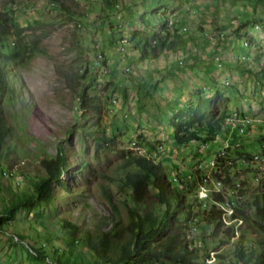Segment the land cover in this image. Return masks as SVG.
I'll return each mask as SVG.
<instances>
[{
	"label": "rangeland",
	"instance_id": "rangeland-1",
	"mask_svg": "<svg viewBox=\"0 0 264 264\" xmlns=\"http://www.w3.org/2000/svg\"><path fill=\"white\" fill-rule=\"evenodd\" d=\"M158 1L164 8H157L153 0H116L115 4L106 6L112 12L120 10V15L115 17L107 16L101 0H0V10L24 26L25 41L39 48L18 67L20 78L13 80L14 96L9 99L6 94L2 100L12 133L0 145V208L9 199L11 188L20 190L31 184L33 177L43 170L42 157L55 154L60 142L67 144L75 155L71 154L74 156L71 171L64 174V177L70 174L71 190L59 188L55 201L32 211H20L12 225L0 230V264H56L54 260L33 257L25 245L43 247L46 237L63 244V236L69 233L61 226L63 218L91 230H94V222H104V229L109 227L103 219L113 206L105 192L112 195L125 216V205L121 201L124 197L114 179L122 172L119 164L127 150L146 152L136 143L139 134L156 143L159 148L156 157L163 159L162 167L170 178L179 170L190 175V166L199 157L196 144L175 142L169 118L174 107L196 101V90L204 85L203 89L209 94L214 91L212 85L222 90L220 108L228 102L233 115L240 112L252 117L253 122L245 132L233 130L238 136L232 140L242 142L252 155L262 156L259 161L241 164L240 167L257 169L258 173H246L248 180L251 182L255 175H264L263 142L258 139L264 135L261 127L264 126V28L248 21L251 9L241 1L237 5L230 0H219L218 4L217 0ZM150 15L156 20L169 19L173 28L176 25L187 27L185 50L163 54L153 62L130 56V64H124L120 58L118 60L121 54L113 44L104 43L112 27L108 22L116 25L114 29L123 39H130L133 31L146 32L151 23L155 24L149 21ZM243 22L246 24L242 25ZM102 24L109 27L105 34L99 29ZM118 31L117 38L120 37ZM249 37L253 41L244 44ZM8 42L12 45L13 38ZM99 49L107 55L105 73ZM130 53L127 52L128 56ZM87 64L91 72L82 77ZM124 65L130 67L128 73H123ZM85 85L100 104L94 115L106 135L113 138L111 142L106 141V145L98 146L92 136L80 130L83 126L89 127L82 123L78 107L80 91ZM218 146L216 141L199 149L205 163L213 156L211 149ZM77 156L81 160L76 159ZM226 158L228 163L235 160L234 155L232 159L231 156ZM207 186V191H211L220 184L217 178L210 177ZM188 199L197 203L200 193ZM226 207L232 209L229 205ZM250 210L254 212L253 207ZM17 232L28 237L16 240ZM243 233L248 245L251 238L264 235L249 222ZM194 235V247L202 251L198 259L201 264H233L236 238L225 234L211 237L208 228L202 225ZM78 248L83 249L82 244L78 243ZM209 249L211 255L218 252L224 257L203 259V252Z\"/></svg>",
	"mask_w": 264,
	"mask_h": 264
},
{
	"label": "trees",
	"instance_id": "trees-1",
	"mask_svg": "<svg viewBox=\"0 0 264 264\" xmlns=\"http://www.w3.org/2000/svg\"><path fill=\"white\" fill-rule=\"evenodd\" d=\"M101 1L105 4L102 9L107 12V16L110 14L118 16L119 9L112 12L106 7L115 4L113 2L116 0ZM153 1L157 3V8H164L161 1ZM240 1L251 9V14L247 16L248 21L252 20L254 25L264 28V0H230L234 5ZM218 3L219 0L216 1V4ZM165 15L163 14L164 17ZM151 16H148L149 21L155 24L151 23L146 32L133 31L130 39H123V35L118 30L120 37H115L116 25L113 26L112 21L108 22V25L112 27L107 32L109 36L104 37V43L113 44L116 51L121 54L117 57L119 61L121 59L125 62L124 64L129 65L128 60L134 56L139 60L146 59L153 62L159 60L163 54H175L185 50L184 33L187 27L178 28L176 25L173 28L168 23L169 19L156 20ZM144 20L149 26L148 20L146 18ZM245 24L246 22L242 23V25ZM108 28L107 25L102 24L99 29L102 34H105ZM218 33L223 34V32ZM12 38L11 45L8 40ZM246 40L248 44L253 41L251 37ZM29 42L31 41H25L24 38V26L15 21L12 15L0 10V145L12 133L2 107V100L6 94L9 99L14 96L16 87L13 80L16 77L20 78L18 67L39 50L38 46ZM128 51L131 52L129 56ZM99 52L105 67L103 73H105L107 72V55L100 49ZM216 58L219 57L216 55ZM123 67V73H128L130 67L125 68V65ZM90 72L91 69L87 64L81 76L85 77ZM203 87L196 90V101L185 102L181 107H174L173 114L169 118L175 142L186 145L191 142L196 144V155L199 157L197 156L194 164L190 166L192 171L190 175L179 170L170 178L162 167L163 159L158 160L156 157L159 150L156 143L139 134L136 137V143L144 147L146 152L127 150L119 164L122 172L114 179L118 181L117 190L124 197L121 201L125 205V216L112 195L105 192L113 206L111 212L103 219L109 227L104 229L102 228L104 222H94V230H91L63 218L61 226L69 232L67 237L63 236L64 243L59 245L53 242L52 238L46 237L43 247H36L33 244L25 245L31 255L42 260H54L56 264H201L198 259L202 251L194 247L196 244L194 232L199 225H202L208 228V234L211 237L225 234L226 237L236 238L232 251L233 264H264V235L255 239L251 238L248 245L243 233V229L249 222L254 230L264 234V175L258 176L259 180L255 179L256 175L251 182L248 180L246 173L257 172V169L240 166L242 163H251L255 159L242 142L232 140L238 136L237 133H233L234 137L232 135L225 155L221 154L222 151L219 148L228 134L226 129L227 116H230L228 115L229 103L225 102L224 107L220 108L219 101L224 95L222 90L212 85L214 91L209 94ZM78 104L77 106L81 109L82 123L89 126L82 125L83 127L80 128L84 135L92 136L98 146L103 143L106 145L108 140L111 142L113 138L106 135L103 131L104 127L100 126V121L94 115L100 104L90 94L87 85L80 91ZM247 127L248 125H239L232 127V130L237 129L240 133ZM261 127L264 128L263 125ZM258 139L263 142L264 148V135L261 134ZM216 141L219 142V146L217 149H211L213 156L205 163V157H200L199 149L202 146L213 145ZM153 151L157 153L152 155ZM219 151L220 156H231L232 159L234 155L235 160L228 163L223 157L217 156ZM71 154L74 155L67 144L60 142L55 154L42 157L43 170L33 177L29 186L20 190L12 188L9 190L10 197L4 207L0 208V230L12 225L20 211H32L45 203L55 201L59 188L71 190V181L68 182L70 174L64 177L65 173L71 171V162L75 156ZM216 157L221 160L222 169L211 164V160ZM76 159L81 160L78 156ZM84 164V162L81 163V166ZM218 171H222V174ZM3 172L4 170L1 171L2 174ZM208 175L211 178L219 176L223 179L222 190H211L208 204L203 203L204 200L201 198L197 203L190 201L188 196H197L200 186L202 188L205 183V178L209 180ZM214 200L230 205L233 211L229 212L227 207L218 205ZM153 203L155 205H152ZM196 206H200V209H196ZM251 207L254 208L253 213H251ZM240 220L242 222L238 224ZM19 237L26 239L28 236L17 232L16 240ZM203 237H206L205 233ZM220 241L226 242L223 239ZM78 243L82 244L83 249L78 248ZM210 251L209 249L207 253L203 252V259L210 260L213 257L216 259V255L220 258L224 257L218 252L211 255Z\"/></svg>",
	"mask_w": 264,
	"mask_h": 264
},
{
	"label": "bare ground",
	"instance_id": "bare-ground-1",
	"mask_svg": "<svg viewBox=\"0 0 264 264\" xmlns=\"http://www.w3.org/2000/svg\"><path fill=\"white\" fill-rule=\"evenodd\" d=\"M245 44H247V41H245ZM233 111V110H232ZM239 113V115H237V114H235V115H233V113L232 112H229L228 113V115H230V116H227V119H232V120H242V119H250V120H253L252 119V117H250V116H248V115H245V114H243V113H240V112H238ZM250 120H242V122H233V126L232 127H235V126H239V125H241V126H246V125H251L252 124V121H250ZM228 121V120H227ZM226 122V121H225ZM241 128H243V127H241ZM243 132H245V130L243 131ZM243 132H241L240 131V133H243ZM221 154L222 155H225V151H222L221 152ZM218 157H223V156H220V151L218 152V155H217ZM254 157H256V155H254ZM224 159H225V161H227V158H226V156L225 157H223ZM211 161H214L213 162V165L214 166H218V167H220L221 169H222V166H221V160L220 159H217V157L216 158H213ZM223 168H224V166H223ZM217 170V169H216ZM220 170V169H219ZM219 172V171H218ZM219 173H221L222 174V171L221 172H219ZM208 177H209V175H208ZM215 178H217L218 179V183L220 184V187L219 186H217V187H219L220 188V190H222V188H223V186H224V181H223V179L221 178V177H215ZM209 180H210V177H209ZM209 180L207 181V183H204V185L202 186V190H200L199 191V193L200 194H202L203 193V191H207V188H208V186H207V184H208V182H209ZM215 181V180H214ZM216 183V182H215ZM205 196H207V197H205ZM209 196L210 195H204V197H205V201L204 202H206L207 204H208V198H209ZM214 202L215 203H219V205H221V206H224V207H226L227 205H225V203H223L222 201H220V200H214ZM226 203H228V202H226ZM206 204V205H207ZM230 206V205H229ZM228 210V209H227Z\"/></svg>",
	"mask_w": 264,
	"mask_h": 264
},
{
	"label": "built area",
	"instance_id": "built-area-1",
	"mask_svg": "<svg viewBox=\"0 0 264 264\" xmlns=\"http://www.w3.org/2000/svg\"><path fill=\"white\" fill-rule=\"evenodd\" d=\"M228 120V127H227V138H224L223 139V143H222V146L219 148V150H221V151H228L226 148L229 146V144H230V136L232 135V133H233V130H232V123L233 122H242V120H250V119H242V120H232V119H227ZM250 121H252L253 122V120H250ZM237 144H239V143H237ZM256 157H260V155H258V154H256ZM214 161H212V163H213ZM205 183H207V180H206V178H205ZM213 190H215V191H220V188L219 187H213ZM209 193H210V191H203V193L202 194H200V198L202 199V200H204V195H209ZM233 211V209H231L229 212H232ZM240 222H242V220H240L239 221V223ZM238 223V224H239Z\"/></svg>",
	"mask_w": 264,
	"mask_h": 264
},
{
	"label": "clouds",
	"instance_id": "clouds-1",
	"mask_svg": "<svg viewBox=\"0 0 264 264\" xmlns=\"http://www.w3.org/2000/svg\"><path fill=\"white\" fill-rule=\"evenodd\" d=\"M258 27V26H257ZM245 41H247V40H244L243 42H244V44H245ZM247 44H248V42H247ZM246 44V45H247ZM238 110V109H237ZM247 130V129H246ZM232 135H233V133H232ZM232 135L230 136V139H231V137H232ZM239 142V141H238ZM263 150H264V148H263ZM254 156V155H253ZM261 157L262 156H260L259 158H254L255 160L253 161V162H255V161H259L260 159H261ZM259 175H256V177H258ZM256 179V178H255Z\"/></svg>",
	"mask_w": 264,
	"mask_h": 264
}]
</instances>
